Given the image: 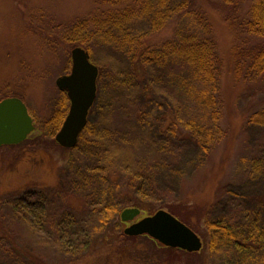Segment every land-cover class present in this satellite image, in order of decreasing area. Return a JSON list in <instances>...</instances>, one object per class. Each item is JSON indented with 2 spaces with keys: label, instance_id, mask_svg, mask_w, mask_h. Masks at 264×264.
Wrapping results in <instances>:
<instances>
[{
  "label": "rangeland",
  "instance_id": "obj_1",
  "mask_svg": "<svg viewBox=\"0 0 264 264\" xmlns=\"http://www.w3.org/2000/svg\"><path fill=\"white\" fill-rule=\"evenodd\" d=\"M193 1L211 26L221 69L219 126L223 134L206 146V155L172 130L152 129L157 118L186 121L183 110L178 114L151 107L145 110L146 126L135 122L136 98L146 95L154 103L163 93L165 101L174 103L167 81L152 64L151 74L129 87L132 70L142 73L141 65L103 43L90 45V60L99 74L95 106L101 103L106 108L103 115H92L102 130L94 148L104 152L99 155L85 146L61 148L54 140L57 123L52 126L50 120L65 98L55 80L68 74L70 50L76 47L67 40L68 31L109 6L102 0H0V100L20 98L36 125L28 140L18 146H0V220L15 244L31 257L43 264H223V254L207 247L210 236L204 223L206 217L235 220L236 211L242 209L237 200L240 194L264 192V175L255 178L250 172V162L264 159V129L246 125L247 116L264 102V81L234 77L236 47L250 50L259 40L226 19L233 12L239 19L246 17L252 0H235V11L222 0ZM175 22L146 35L143 45L172 39ZM139 172L142 193L123 200L137 198L142 211L155 212L172 202L180 207V202L197 198L198 206L188 213L203 241L201 251L167 248L145 235L119 237L129 225L120 222L119 210L108 218L104 229L99 228L105 187L96 184L102 182L96 174L125 183ZM177 213L173 211L182 221L178 214L189 216ZM142 216L143 212L133 221ZM0 264L34 263L0 238Z\"/></svg>",
  "mask_w": 264,
  "mask_h": 264
},
{
  "label": "trees",
  "instance_id": "obj_2",
  "mask_svg": "<svg viewBox=\"0 0 264 264\" xmlns=\"http://www.w3.org/2000/svg\"><path fill=\"white\" fill-rule=\"evenodd\" d=\"M102 1L109 6V10L99 11V14H93L73 25L68 31L67 40L73 46L84 47L89 55L91 54L90 45L93 43H103L125 52L132 61L138 62L142 69V73L135 68L132 70V78L127 81L129 87L135 81L142 80L151 74L148 68H153L152 64H155L157 69H160L156 73L165 77L167 81L166 89L171 93V100L174 103L165 101L166 96L163 93L158 98L156 96L157 99L154 103L146 95L143 98H136L134 100L135 122L140 126H146L148 117L145 110L151 107L158 109L165 107L169 112L177 111V113L183 110L188 115L186 121L180 123L182 120L177 121L174 117L169 121L167 118L164 122L163 120L158 121L157 118L156 122L152 121V129L159 133L172 130V134L200 148L206 155V146L213 145L214 141L221 139L223 134L219 126L222 114L219 90L221 69L217 58V47L211 37V26H209L207 18L196 7L193 0ZM222 1L225 5L233 6L232 10L237 9L235 0ZM234 14L235 12L231 13V16L228 14L226 21L234 26L239 25L247 35L259 40L250 50L245 49L242 45L236 47L234 77L237 80L241 77L251 82L264 81V0H252L248 6L246 17L242 19ZM174 19L176 22L172 39L154 46L143 45L142 39L146 35L164 29L163 27ZM98 83L99 79L96 84L97 92L100 94ZM125 86L128 85L125 84ZM63 94L65 96L62 101L63 106L59 113L53 115L50 120L52 126L53 123H57L54 130H59L69 109V100L65 93ZM97 98L99 100V95L92 104L87 116V124L79 136L78 143L73 148L75 150L80 146L90 149L99 144L97 143V133L100 134L102 130L97 129L95 116L92 115L95 112L101 116L106 108L105 106L102 108L101 103L95 106ZM190 110L195 112H189ZM246 120L247 126L255 124L264 129V102L248 115ZM9 147L15 146L9 145ZM100 149L90 150L91 152L96 151L100 155L101 152H104L103 149ZM250 163H252L250 172L255 178L264 175V159ZM96 175L98 180H102L96 184L99 187H105L104 202L99 208L101 213V218L98 219L99 228L104 229L108 218L116 215L118 210L121 211L129 207L140 209L141 200L130 197L128 201L123 199L132 194L139 196L142 193L143 185L139 178L142 175L141 172L134 174L133 179L128 176L131 181L125 180V183L118 177L104 178L101 173ZM147 183L145 181L144 187ZM237 196L239 195H235L234 198ZM115 199L117 200L115 201ZM237 200L242 209L236 211L235 220L232 221V217L227 216L206 217L204 224L210 236L207 247L209 250L223 254V264H264V251L262 250L264 249V192L240 194ZM174 203L164 206L171 214L174 211L175 213L185 212L189 215L188 210L192 211L198 206V200L195 197L192 202L188 199L180 202V207H174ZM142 212L145 216L154 213L145 210ZM178 215L185 219L183 221L179 219L182 223L184 222L195 231L196 223L189 218L190 215ZM119 237L127 236L121 233ZM0 238L7 241L22 255H26L34 264H43L39 259L31 257L15 244L13 237L1 220Z\"/></svg>",
  "mask_w": 264,
  "mask_h": 264
},
{
  "label": "water",
  "instance_id": "obj_3",
  "mask_svg": "<svg viewBox=\"0 0 264 264\" xmlns=\"http://www.w3.org/2000/svg\"><path fill=\"white\" fill-rule=\"evenodd\" d=\"M71 67L68 74L55 80L57 89L67 96L69 109L54 140L62 148L73 149L88 121V114L97 95L98 67L91 62L89 53L81 46L70 50ZM35 129L34 120L20 98L0 100V146L19 145ZM137 207L124 208L120 222L130 224L122 229L124 235H145L161 246L188 253L199 252L203 241L198 234L165 209L142 216Z\"/></svg>",
  "mask_w": 264,
  "mask_h": 264
},
{
  "label": "flooded vegetation",
  "instance_id": "obj_4",
  "mask_svg": "<svg viewBox=\"0 0 264 264\" xmlns=\"http://www.w3.org/2000/svg\"><path fill=\"white\" fill-rule=\"evenodd\" d=\"M34 125H35V122H34ZM35 129H36V125H35ZM35 129H34V131H35ZM34 131H33V132H34ZM30 135H31V133H30ZM30 135H29L26 139H28V138L30 137ZM26 139H25V140H26ZM15 146H18V145H15ZM123 223H124V222H123Z\"/></svg>",
  "mask_w": 264,
  "mask_h": 264
}]
</instances>
